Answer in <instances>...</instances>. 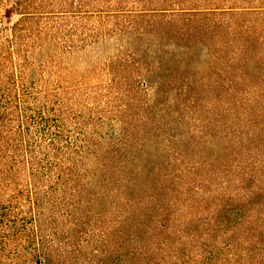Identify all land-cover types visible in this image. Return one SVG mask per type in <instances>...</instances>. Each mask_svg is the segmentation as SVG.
<instances>
[{"label":"rangeland","instance_id":"374dc122","mask_svg":"<svg viewBox=\"0 0 264 264\" xmlns=\"http://www.w3.org/2000/svg\"><path fill=\"white\" fill-rule=\"evenodd\" d=\"M46 263L264 264V0H0V264Z\"/></svg>","mask_w":264,"mask_h":264},{"label":"trees","instance_id":"16d2710c","mask_svg":"<svg viewBox=\"0 0 264 264\" xmlns=\"http://www.w3.org/2000/svg\"><path fill=\"white\" fill-rule=\"evenodd\" d=\"M203 12H195V14H193V17H197V16H203V15H206L205 17H209V15H213L212 13H208V12H205V13H203ZM198 21V22H197ZM195 23H203L204 21H206V20H197ZM47 264V263H46Z\"/></svg>","mask_w":264,"mask_h":264}]
</instances>
